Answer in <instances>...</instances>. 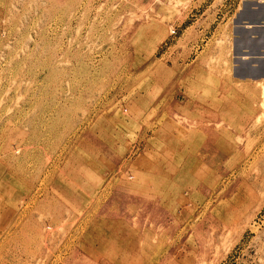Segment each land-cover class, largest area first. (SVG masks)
<instances>
[{"label": "rangeland", "instance_id": "rangeland-1", "mask_svg": "<svg viewBox=\"0 0 264 264\" xmlns=\"http://www.w3.org/2000/svg\"><path fill=\"white\" fill-rule=\"evenodd\" d=\"M255 1L0 0V264H264Z\"/></svg>", "mask_w": 264, "mask_h": 264}, {"label": "water", "instance_id": "water-1", "mask_svg": "<svg viewBox=\"0 0 264 264\" xmlns=\"http://www.w3.org/2000/svg\"><path fill=\"white\" fill-rule=\"evenodd\" d=\"M264 1H255V4L256 5H260V4H263ZM252 10H256L257 8H251ZM264 26V23H258V24H254V25H244V26H241L242 28L244 29H251L253 27H263ZM252 58H257V59H264V56H246V57H243V56H240V60L243 62V61H247L248 59H252ZM248 67L252 68V67H255L256 64H247Z\"/></svg>", "mask_w": 264, "mask_h": 264}, {"label": "crops", "instance_id": "crops-1", "mask_svg": "<svg viewBox=\"0 0 264 264\" xmlns=\"http://www.w3.org/2000/svg\"><path fill=\"white\" fill-rule=\"evenodd\" d=\"M244 29V28H243ZM252 36H254V38L252 37ZM250 37L252 38V39H255L256 38V36L255 35H250ZM261 63H263L264 64V62H261ZM256 67V66H255ZM252 68H254V67H252Z\"/></svg>", "mask_w": 264, "mask_h": 264}, {"label": "flooded vegetation", "instance_id": "flooded-vegetation-1", "mask_svg": "<svg viewBox=\"0 0 264 264\" xmlns=\"http://www.w3.org/2000/svg\"><path fill=\"white\" fill-rule=\"evenodd\" d=\"M252 7H250V9H251ZM262 23L264 22V21H261ZM264 27V26H263ZM253 38H254V36H252Z\"/></svg>", "mask_w": 264, "mask_h": 264}]
</instances>
